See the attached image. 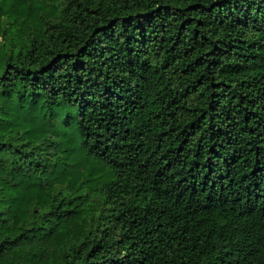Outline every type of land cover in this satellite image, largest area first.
<instances>
[{
    "label": "trees",
    "instance_id": "obj_1",
    "mask_svg": "<svg viewBox=\"0 0 264 264\" xmlns=\"http://www.w3.org/2000/svg\"><path fill=\"white\" fill-rule=\"evenodd\" d=\"M0 264H264V0H0Z\"/></svg>",
    "mask_w": 264,
    "mask_h": 264
}]
</instances>
